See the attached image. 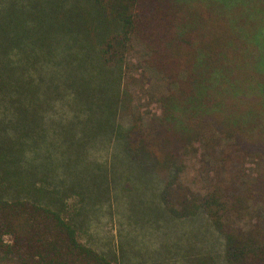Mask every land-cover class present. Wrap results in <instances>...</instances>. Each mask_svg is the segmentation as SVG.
I'll use <instances>...</instances> for the list:
<instances>
[{"label": "trees", "instance_id": "trees-1", "mask_svg": "<svg viewBox=\"0 0 264 264\" xmlns=\"http://www.w3.org/2000/svg\"><path fill=\"white\" fill-rule=\"evenodd\" d=\"M121 173L219 238L186 264H264V0H0V264H112L77 231Z\"/></svg>", "mask_w": 264, "mask_h": 264}, {"label": "rangeland", "instance_id": "rangeland-1", "mask_svg": "<svg viewBox=\"0 0 264 264\" xmlns=\"http://www.w3.org/2000/svg\"><path fill=\"white\" fill-rule=\"evenodd\" d=\"M144 59L141 45L134 42L130 67L137 69L134 75L138 81L132 95L134 101L139 99L142 105L147 94L165 90L161 77L143 66ZM139 70L143 76H139ZM152 108L150 104L141 109L144 114H150L154 111ZM116 127L114 125L112 133L107 135L105 148L100 147L102 143H96L89 153L91 162L108 172ZM113 162L117 168L118 163ZM120 176L117 188L110 186L107 197L86 205L82 213L83 226L77 231L79 242L109 258L113 254L112 264H186L185 261L191 262L199 252L203 256L207 249L212 261L221 263V242L199 214L183 219L172 218L166 212L160 214L155 181L145 190L127 175L121 173Z\"/></svg>", "mask_w": 264, "mask_h": 264}]
</instances>
